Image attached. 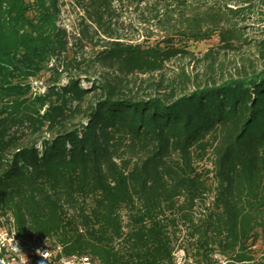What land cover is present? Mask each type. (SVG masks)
<instances>
[{
    "label": "trees",
    "instance_id": "obj_1",
    "mask_svg": "<svg viewBox=\"0 0 264 264\" xmlns=\"http://www.w3.org/2000/svg\"><path fill=\"white\" fill-rule=\"evenodd\" d=\"M126 1L148 4L164 40L123 42L112 0H85L78 34H102L94 63L119 75L32 97L27 80L66 52L60 0H0V219L24 244L94 264H176L177 250L190 264H264V25L246 32L264 0H172L161 14L156 0ZM212 37L223 51L253 49L259 66L187 91L122 84Z\"/></svg>",
    "mask_w": 264,
    "mask_h": 264
},
{
    "label": "rangeland",
    "instance_id": "obj_2",
    "mask_svg": "<svg viewBox=\"0 0 264 264\" xmlns=\"http://www.w3.org/2000/svg\"><path fill=\"white\" fill-rule=\"evenodd\" d=\"M149 2L152 4L154 0H149ZM84 3L85 0L83 2L82 0H60L57 25L65 30L68 39L66 52L51 59L37 76L27 80L32 97L43 94L50 86L65 85L69 78L79 82L81 87H88L89 83L83 82L82 79H116L119 75L94 63L95 54L101 49L106 38L99 32L95 33L93 27L86 30L84 36L78 34L83 14L80 5ZM156 3H158L156 7L161 14L165 4L173 3V1L156 0ZM111 7L113 12L108 17V23L114 34L123 42L141 43L143 46L153 47L164 40L167 35L163 28L164 24L151 19L152 13L148 4L146 7L149 9H145L144 6L138 9L126 0L123 2L112 0ZM191 8L190 6L188 10L186 9L185 13L187 14ZM178 12H175L176 16ZM162 17H160L161 20L164 19V16ZM247 23V35L255 36L261 25H264V13L252 14ZM218 44L216 37L199 43H189L186 48L189 54L167 62L161 74H133L121 77L122 84L127 85L132 92L153 94L155 93L154 83L164 79L165 82L180 85L181 90L187 91L196 86L209 85L213 80L219 83L229 79L235 76L238 67H246L251 63L259 66L253 49L244 48L234 53L221 50ZM200 165L207 167L206 163ZM181 234L184 235V230ZM191 254L189 252L187 256L182 250H177L175 263L190 264ZM254 256L257 263L264 261L263 244L256 245Z\"/></svg>",
    "mask_w": 264,
    "mask_h": 264
},
{
    "label": "built area",
    "instance_id": "obj_3",
    "mask_svg": "<svg viewBox=\"0 0 264 264\" xmlns=\"http://www.w3.org/2000/svg\"><path fill=\"white\" fill-rule=\"evenodd\" d=\"M10 222H12V219H10ZM15 247H18L20 252ZM37 249L41 252L50 253L47 260L37 255ZM60 253L61 248L59 246L53 247L47 241L24 244L17 237L12 225L4 223L0 219V264H26V261L27 264H94L87 257L78 259L75 257L63 258Z\"/></svg>",
    "mask_w": 264,
    "mask_h": 264
},
{
    "label": "clouds",
    "instance_id": "obj_4",
    "mask_svg": "<svg viewBox=\"0 0 264 264\" xmlns=\"http://www.w3.org/2000/svg\"><path fill=\"white\" fill-rule=\"evenodd\" d=\"M15 248H16V250H17L18 252H20V250H19L18 247H15ZM36 252H37V255L42 256L44 260H47V257H48L49 254H50L49 252H41L39 249H37ZM20 254H21V253H20ZM22 256H23V255H22ZM26 264H27V261H26Z\"/></svg>",
    "mask_w": 264,
    "mask_h": 264
}]
</instances>
